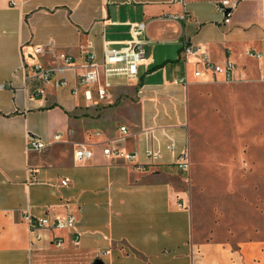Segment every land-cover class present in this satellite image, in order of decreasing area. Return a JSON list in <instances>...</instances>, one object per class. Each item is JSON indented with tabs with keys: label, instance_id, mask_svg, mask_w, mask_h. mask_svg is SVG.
<instances>
[{
	"label": "crops",
	"instance_id": "crops-1",
	"mask_svg": "<svg viewBox=\"0 0 264 264\" xmlns=\"http://www.w3.org/2000/svg\"><path fill=\"white\" fill-rule=\"evenodd\" d=\"M220 1L0 0V264H264V198L241 193L247 175L264 167V145L249 155L244 146L247 125L253 134L264 130V0H229L230 22ZM132 22L146 23L151 58L136 78H111L109 101L87 99V85L72 93L79 67L67 87L35 73V64L54 65L59 53L77 66L85 50L102 61L105 40L123 45ZM185 41L196 50L185 55ZM39 43L45 52L34 51ZM204 53L234 62L233 78L207 69ZM56 132L68 140L29 149L31 133L51 140ZM261 133L253 141H264ZM80 144L91 157L74 156ZM107 145L137 160L107 156ZM186 146L191 166L182 171L175 159ZM148 148L161 157H148ZM200 175L231 179L232 204L259 207L248 237L198 224L183 180ZM27 211L71 213L76 222L37 238Z\"/></svg>",
	"mask_w": 264,
	"mask_h": 264
},
{
	"label": "built area",
	"instance_id": "built-area-1",
	"mask_svg": "<svg viewBox=\"0 0 264 264\" xmlns=\"http://www.w3.org/2000/svg\"><path fill=\"white\" fill-rule=\"evenodd\" d=\"M184 3V0H181ZM218 8L224 14V21L230 22L233 11V5L229 0H221L218 3ZM146 30V23L144 22H132L130 24L131 37L121 46H112L109 41L104 42V55L102 61H97L95 53L91 50H85V59L80 66L75 65L74 57L68 53H59L56 59V63L51 66H44L42 64H35L34 70L38 77L43 82H48L52 78L55 79L57 86L67 87L69 85L68 73L70 71L76 72L77 68H80V72L77 76V82L72 86V93L75 96H79L82 86L87 85V88L83 91L84 96L91 100L96 96L98 100L109 101L111 98L110 88L112 77H126L128 79L136 78L139 72V66L141 64H147L151 58V53L148 50L150 40L145 38L142 34ZM48 44L52 46L53 41ZM46 44L39 43L34 45V51L36 53H43L46 51ZM91 44H88L90 47ZM196 49L191 43L185 41L182 47V52H193ZM202 60L205 63L207 69L211 70L213 74H223L226 79L233 78V70L235 68L234 62L228 60L225 63H217L210 59L207 54L202 55ZM196 75L200 76L202 70H196ZM181 81L187 82V79ZM38 91H42L39 88ZM123 132H127L126 126H121ZM69 133H73V129L69 130ZM67 137L62 132H56L53 134L51 140H45L40 135L31 133L29 135L28 146L29 149L41 150L46 148L52 143L67 141ZM171 151H175V144L169 145ZM103 152L107 156L121 157L128 161H136L138 153L122 151L116 147L107 145L103 147ZM146 155L150 158L156 159L161 157V151L148 148L146 149ZM74 156L79 159H87L92 156V150L87 146L80 144L74 150ZM176 166L182 170L187 171L191 166L190 150L189 147H184L176 156ZM63 184H68L69 179L66 178L62 181ZM24 218L28 221L30 229L36 232V237H42V229H53L58 227L72 228L76 222V218L73 214L66 216H57L54 218L49 217H34L28 211L24 214ZM78 237L75 236V239ZM57 245L62 243L61 239L57 240Z\"/></svg>",
	"mask_w": 264,
	"mask_h": 264
},
{
	"label": "rangeland",
	"instance_id": "rangeland-1",
	"mask_svg": "<svg viewBox=\"0 0 264 264\" xmlns=\"http://www.w3.org/2000/svg\"><path fill=\"white\" fill-rule=\"evenodd\" d=\"M258 133L264 134V130L261 129L260 132L257 131L256 134H253V128L249 125L246 126V141L244 146L247 155H249L255 145H264L263 140H258L257 142L253 141V135L257 136ZM229 147V151L233 154L234 149L231 148L232 144H230ZM247 162L246 168L248 169L251 165ZM261 169V174L256 176L247 175L241 190L243 195L245 193L246 199L254 200V196H261L264 198V167ZM230 180L231 179L228 180L223 178L222 175H210L209 177L207 175H200L197 182L196 179H193L192 184L186 183L183 180V183H185L183 187L187 188L190 193L191 205L197 210L199 225L208 229L219 227L224 231L238 230L241 231L245 237H248L253 232L256 224H259V220L257 219L259 207L255 208L249 206L247 203L239 207L232 204V202L237 201V195L227 196V188L231 185L230 182H228ZM254 181H256L255 184ZM259 188L261 191L260 195L258 193ZM232 191L234 190L232 189L231 192ZM254 191H256V194H254ZM225 201H229L230 204L223 203Z\"/></svg>",
	"mask_w": 264,
	"mask_h": 264
},
{
	"label": "water",
	"instance_id": "water-1",
	"mask_svg": "<svg viewBox=\"0 0 264 264\" xmlns=\"http://www.w3.org/2000/svg\"><path fill=\"white\" fill-rule=\"evenodd\" d=\"M94 264H103V261L101 259H96L94 261Z\"/></svg>",
	"mask_w": 264,
	"mask_h": 264
}]
</instances>
